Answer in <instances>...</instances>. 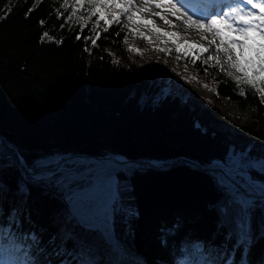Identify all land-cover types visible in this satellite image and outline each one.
I'll return each instance as SVG.
<instances>
[{
  "label": "trees",
  "instance_id": "16d2710c",
  "mask_svg": "<svg viewBox=\"0 0 264 264\" xmlns=\"http://www.w3.org/2000/svg\"><path fill=\"white\" fill-rule=\"evenodd\" d=\"M67 15L63 0H0V134L28 167L51 156L87 153L138 160L185 157L227 168L229 147L236 143L245 149L251 141L254 155L264 150V104L235 93L226 72L186 58L210 81V89L248 113L242 121L188 87L163 95L169 78L141 69L138 54L132 57L128 50L136 24L121 21L134 34L117 24L104 32L101 21L95 29L100 39L92 46L86 37L93 35L96 17L84 24ZM220 123L228 128H218ZM247 174L264 184L263 172L248 169ZM116 179L120 205L132 215L117 212L112 229L141 264H178L192 243L204 245L214 259L222 251L226 230L220 209L230 198L213 173L178 162L162 169L133 166L116 172ZM27 180L12 151L0 143V223L15 213L13 230L28 244L37 236L32 249L37 264H80L78 248L97 251L83 243L80 235L91 233L77 226L59 197L68 194ZM248 215V245L234 252L227 247L235 264H264V201L254 198Z\"/></svg>",
  "mask_w": 264,
  "mask_h": 264
},
{
  "label": "snow or ice",
  "instance_id": "6c2138e0",
  "mask_svg": "<svg viewBox=\"0 0 264 264\" xmlns=\"http://www.w3.org/2000/svg\"><path fill=\"white\" fill-rule=\"evenodd\" d=\"M63 7L66 10L71 9L72 15L68 19L80 13L77 22L86 24L88 20L96 17L92 26L93 35L86 37L91 41L92 46H96L97 40L100 39L95 29L101 21L106 26L104 32H108L113 24H117L121 25L122 31L134 34L128 24H122V18L132 24H153L152 20H143L136 13L149 12L152 8L167 9L166 14L152 12L151 15L159 17L166 25L173 28L177 25L173 24L169 17L175 18L188 28L195 27L201 32L203 40H208L205 33L211 35L212 39L208 40V43L210 46H215L217 55L209 54L205 57L204 53L210 52L209 47L189 42L175 31L163 32L158 27L152 29L157 40L161 43H171L174 48H154V51L168 54L174 51L177 59L191 57L193 64L196 60H200L202 64H211L212 67L225 72V61L220 58V54H223L228 67L240 73L236 76L231 71L226 72L228 79L235 85L233 91L241 97L249 95L253 99L258 97V103L264 104V0H195V3L192 0H143V7H138L134 0H73L71 5L68 0H63ZM25 15L27 16V13ZM40 23L43 24L44 21ZM63 26L61 24V27ZM136 35L142 40L151 42L142 32ZM44 36L46 37L47 33ZM161 37L171 39L164 41L160 39ZM80 38L79 34L76 35L77 40ZM182 39L183 44L179 43ZM124 43H127V38ZM128 50L142 55L139 48L130 47ZM113 63L118 61L114 60ZM203 87L207 88V85ZM209 90L219 95L215 90ZM248 106L252 111L256 110L251 104ZM230 161L236 175L243 176L244 169L251 166L245 163L243 156L230 157ZM76 163L70 158L62 157L40 159L35 162L33 168L26 170L27 182L55 185L66 192L73 205L71 214L77 226L85 232L98 233L110 242V249L115 258L109 264H125L120 259L125 254V250L113 241L111 225L117 212L132 215L131 209L125 210L120 205L116 172L130 169L133 165L127 160L107 158L92 161L87 168L80 170L75 166ZM233 169L227 170L228 176L232 175ZM217 182L227 190L230 198L229 202L220 209L221 227L226 230V244L222 251L217 253L215 259L205 253L204 245L200 243H192L190 247L185 245L184 259L178 261V264H235L227 245L231 244L234 252L249 243L248 213L255 197L259 196L261 201H264V184L256 186L248 182L243 185L245 191L241 192L225 176L218 177ZM21 191H26L23 185ZM15 216L16 214L13 213L9 222L0 223V264H37L33 259L32 249L38 243V238L33 234L30 237L32 244H28L27 238L22 236L19 229L14 231ZM64 264L70 262L65 261ZM80 264H95V262L89 258L86 251H82Z\"/></svg>",
  "mask_w": 264,
  "mask_h": 264
},
{
  "label": "rangeland",
  "instance_id": "374dc122",
  "mask_svg": "<svg viewBox=\"0 0 264 264\" xmlns=\"http://www.w3.org/2000/svg\"><path fill=\"white\" fill-rule=\"evenodd\" d=\"M68 2L70 5L72 4L71 0H68ZM134 2L138 7H143V0L140 1L134 0ZM67 10L69 11V15H67V18H69V16L72 15L71 9L69 8ZM152 12H161V13L164 12L166 14L167 9L152 8L150 9L149 14L151 15ZM146 13L147 12H137L136 15L143 20H152L154 23L153 24L137 23L135 27L136 30L135 37L130 38L128 44L129 47L139 48L142 51V55H138L137 59L135 58L137 60L138 66L141 69L148 71L152 69V71L163 73L169 78L168 83L163 88V95L170 92L171 90L182 93L183 91H185L184 90L185 88L181 89V87H188L201 98H205L213 101L214 104L218 108H220V110L227 117H230L235 121H242L243 119H245L248 116V113L240 110L229 99L222 96H215L212 93V91L209 90L211 88L210 81H208L207 78L203 76L202 73H200L197 69H195V67L191 64L189 60H187L186 58L177 59V54L174 51L171 54H168L165 52H159L153 50L154 48H163V47L174 48V45L171 43L168 42L161 43L160 41L157 40L156 34L152 31V29L158 27L163 32L175 31L178 32L181 37L186 38L189 42L203 45L204 47H209L210 52L204 53L205 57H207V55L209 54L216 56L217 52L215 50V46L214 45L210 46L208 43V40L212 39L211 35L205 33L204 35L208 36V40H203L201 39V32L195 27L188 28L183 23L175 20V18L169 17V19L172 20V23L177 25V27L173 28L170 27L169 25H166L161 19L157 21L153 17L147 16ZM79 15L80 13H77L75 16H72V18L69 20H73L77 22V17ZM141 32L145 36H148L151 42L142 40L138 37V35H136ZM160 39L164 41H168L171 38L161 37ZM179 43L183 44L184 40L183 39L180 40ZM217 43H219L218 38H217ZM130 53L132 57H135V55H137V53H135L134 51H130ZM220 58L222 61H225L224 63L225 72L231 71L233 75L236 76L240 75V73L236 72L235 69L228 67L226 58L223 56V54H220ZM192 77H195V79H192ZM203 85H207V88L203 87ZM181 95L187 96V93H183ZM217 127L221 129L228 128V126L223 123L217 124ZM250 143L251 141L249 142V145L245 149H241V145L243 143H236L235 145L229 147L226 158V166H227L226 169L227 170L233 169V165L232 162L230 161V157L234 158L238 156H243L245 163L250 164L251 166L244 169L245 174L243 176L238 175L239 180L243 185H246L248 182H251V184L258 186L261 183L250 180L247 174V170L255 169L259 172L264 173V167H262V165H264V150L259 149V154L254 155L249 151ZM75 166L80 170H84L85 168H87V167L79 168L78 164H76ZM233 172L235 173L234 169ZM63 197L65 198L67 205L72 210L73 205L69 198V195ZM71 210L70 212L72 213ZM126 217L128 218V215ZM80 236L84 244L97 248V251L95 252L90 249L78 248V254L80 256V259H81L82 251H86L89 258L92 259L95 262V264H109V262L115 258L113 253L111 252L110 245L98 233L93 232L90 234V236H87L85 235V233H83ZM123 238L124 237L121 236L117 238V240L123 246V248H127L125 246V242ZM102 239H104L105 243H103ZM128 253L130 255V258L126 262V264H141L140 261L138 260L139 258H137L138 256L134 252L128 250ZM80 259H79V263H80Z\"/></svg>",
  "mask_w": 264,
  "mask_h": 264
},
{
  "label": "water",
  "instance_id": "95a60500",
  "mask_svg": "<svg viewBox=\"0 0 264 264\" xmlns=\"http://www.w3.org/2000/svg\"><path fill=\"white\" fill-rule=\"evenodd\" d=\"M0 143L2 145H4L5 147H7L8 149H10L13 153V155L15 156L18 165L20 166V168L22 169V171L26 173L27 169H30L31 167H27V165L25 164L23 158L21 157V155L19 154V152L17 151V149L11 145L10 143H8L0 134ZM63 156L65 159L70 158V157H87V158H93L95 160H105L107 158H118V159H123V160H127L129 162H131L134 165H147L156 169H162V168H168V167H172L175 164H177L178 162H185L187 164H190L191 166L203 171V172H208L209 170H211L212 165H202L196 161H193L191 159L185 158V157H179L176 158L174 160L171 161H163V160H154V159H142V160H137V159H131V158H126L123 156H117V155H105V156H98L95 154H86V153H75V154H62L60 156H56V157H61ZM214 170V169H213ZM215 171H220L224 176H226L231 183H233L236 187L239 188V190L241 192L245 191V188L243 187V184L239 181L238 178H236L233 174L231 176L227 175V170L224 168L223 165L221 164H217L215 166ZM59 197L67 204L65 198L61 195H59ZM255 198H260L259 196L255 197ZM69 210H71V208L68 206ZM72 211V210H71Z\"/></svg>",
  "mask_w": 264,
  "mask_h": 264
},
{
  "label": "bare ground",
  "instance_id": "6f19581e",
  "mask_svg": "<svg viewBox=\"0 0 264 264\" xmlns=\"http://www.w3.org/2000/svg\"><path fill=\"white\" fill-rule=\"evenodd\" d=\"M138 1H140V0H138ZM58 9V11H63L62 10V8H61V10H60V8H57ZM154 9V8H153ZM162 14H165L164 12H162ZM146 15L147 16H151V17H153L155 20H157V21H159V18L157 17V16H154V15H150L149 14V12H147L146 13ZM75 154V153H74ZM87 154V153H86ZM56 156H60V155H56ZM56 156H51V157H48V158H52V157H56ZM99 156V155H98ZM103 156H105V155H103ZM62 158H64L63 156H61ZM68 159V158H67ZM70 159L72 160V161H76L77 163L76 164H78V165H87V164H90L92 161H100V160H95V159H93V158H87V157H79V156H76V157H70ZM138 160V159H137ZM133 166H137V165H134V164H132ZM208 165H212V167H210V168H212L211 170H209L208 172H211V173H213L217 178L218 177H221V176H224L220 171H215V166L217 165V164H208ZM28 167V166H27ZM224 168L226 169V167L224 166ZM31 169V168H30ZM214 169V170H213ZM125 170H128V169H125ZM125 170H122V171H125ZM227 170V169H226ZM121 171V172H122ZM118 172H120V171H118ZM24 173V172H23ZM24 175L26 176V178L28 179V177H27V174H25L24 173ZM225 178L226 179H228L226 176H225ZM230 181V180H229ZM240 181V180H239ZM241 182V181H240ZM111 229H112V225H111ZM85 235H87V236H90V234H85ZM112 239H113V241L114 242H116V243H118L122 248H123V246L119 243V241L117 240V237H116V235L114 234V232H113V229H112ZM108 242V241H107ZM108 244L110 245V242H108ZM126 246V245H125ZM127 247V246H126ZM124 250H125V254L122 256V257H120V259H122L124 262H125V264H126V262L129 260V258H130V255H129V253H128V250H130V249H128V247L127 248H123Z\"/></svg>",
  "mask_w": 264,
  "mask_h": 264
}]
</instances>
